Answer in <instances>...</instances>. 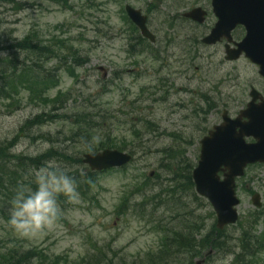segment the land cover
<instances>
[{
    "label": "rangeland",
    "instance_id": "1",
    "mask_svg": "<svg viewBox=\"0 0 264 264\" xmlns=\"http://www.w3.org/2000/svg\"><path fill=\"white\" fill-rule=\"evenodd\" d=\"M90 1L106 5L97 11L87 8ZM165 1L157 11L151 12L150 22L159 45L166 48L161 55V58H167L166 65L162 67L163 61H156L148 55L133 57L128 54L127 37L117 35L128 28L121 13L126 0H61L60 3L53 0H0V56L5 55L3 47L24 39L28 33L36 30L46 39L60 36L73 40L82 56L89 58V63L77 71L80 76L78 82L62 70L61 87L54 90L52 95L59 90L72 92L76 99L72 107L76 110L78 102H85L89 98L92 100L91 106L105 107V112L112 118L116 138L129 141L131 149L136 151L134 164L126 173L102 174L89 195L79 194L78 203L65 202L66 223L57 222L55 227L34 239L21 238L9 226L0 225V247L9 246L11 239L16 237L23 244L38 246L50 255L66 254L73 264L87 257L94 245L103 248L110 244L113 251L118 252L116 261L125 258L131 263L159 248L163 234L160 227L171 229L183 219L193 221L198 215L207 216L209 208L199 209L193 197L185 193L186 198L181 197L180 201L177 199L178 202L172 197L168 198V202H165L166 197L163 201L154 197L159 192L158 185H153L143 195H135L134 201H145L146 207L137 208L121 218L115 214L122 197L131 190L132 182L143 180L145 173L150 175L157 171L161 149L174 145L173 139L163 136V132H184H179V135L192 140L187 147V157L190 162H197L203 131L193 132L188 128L189 115L194 113V123L210 130L221 122L224 109L235 117L245 108L250 101L251 87L264 93V79L260 77L258 67L251 65L247 59L232 64L223 63L221 49L198 46L195 50L193 39L196 38L189 29L182 30L179 23L173 29L164 24L167 18L173 17L176 3L173 0ZM19 2L23 4L22 11L17 8ZM127 2L143 7V10L150 3L140 0ZM217 50H221L220 53H214ZM101 67L109 72L106 80H103V72L99 70ZM202 94L212 96L215 106L209 109V104L201 98ZM200 109L207 110L208 117ZM42 111L41 108L25 105L9 113L0 103V142L11 140L29 118ZM146 121L157 124L160 131L148 134ZM60 129V126L52 125L42 131L55 135ZM135 129L141 131L140 139L136 141L133 140ZM177 143L180 141L175 140ZM51 147L43 141L35 142L22 137L16 153L37 156ZM80 156L83 157V154ZM65 167L84 172V168L77 164L68 163ZM161 173L165 174L162 170ZM238 181L241 199L238 211L245 226V219L258 211L251 202L252 194L247 190L251 189L262 196L264 208V166L249 168L246 177ZM191 211L195 212V219ZM130 214H134L133 217ZM213 223L208 219L204 234L211 232ZM262 229L263 226L257 225L258 232H262ZM241 234L242 227L228 226L227 247L214 254L207 264H231V253L235 251ZM109 255L113 256L112 253ZM254 264H264V248Z\"/></svg>",
    "mask_w": 264,
    "mask_h": 264
},
{
    "label": "trees",
    "instance_id": "2",
    "mask_svg": "<svg viewBox=\"0 0 264 264\" xmlns=\"http://www.w3.org/2000/svg\"><path fill=\"white\" fill-rule=\"evenodd\" d=\"M20 5V4H19ZM136 31V29H134ZM7 50V49H5ZM7 56L0 58V103L8 110H15L22 105L25 99L32 105H42L50 108L48 114H42L34 120H43L45 125L58 122L61 119L62 125L67 128L63 133L64 139H60L63 144H70L74 149H59L52 147L36 158H26L24 154H15L13 149L18 147L19 140H7L0 143V225L7 224L9 202L15 195L18 188L30 185L35 186L34 172L45 167L50 162H55L62 166V171L67 172L77 185V189L86 195L96 183L97 175L86 170V174L80 175L78 172L66 170L68 163L82 164V159L76 157V151H94L101 149L117 148L120 151L127 148L126 143L120 147L111 134H105L103 129L106 118L101 117L99 112L85 110L83 112H67V105L74 100L71 94L59 92L55 98L49 94L60 82V71L65 69L71 77H77V68H81L87 59L81 57L80 51L71 40L61 38H51L44 40L36 33H30L25 39L14 44L13 48H8ZM23 57V58H22ZM57 60L58 65L51 66ZM51 97V98H50ZM105 116V115H103ZM153 128L152 124H148ZM150 132L152 130L149 129ZM137 133V131H136ZM175 136V135H173ZM57 137V136H56ZM59 138V137H58ZM164 175L157 173L155 180L159 192L154 197L168 202V198L180 201L181 197L186 198L187 194L193 197L199 207H210L198 194L195 193V183L193 182V172L195 165L188 160L186 151L179 148H167L163 151ZM9 165L15 170L11 171ZM146 182L142 185L151 186V179L146 176ZM141 189L145 190L147 187ZM35 188V187H34ZM140 190V189H139ZM62 197H58L61 201ZM178 202V201H177ZM130 203L129 197L123 199L119 206V214H124ZM195 219V212H190ZM208 218H214L213 212H208ZM239 222L242 227L240 236V253L232 252L234 259L232 264H252L253 258L264 246V229L261 234L255 232V225L264 226V209L261 212L252 214L250 219ZM206 220L202 215H198L196 220L183 219L176 226L169 228L160 227L163 232L161 245L156 252L149 251L145 257L129 263L125 259L115 258L118 255L113 253V257L108 255L111 249H100L94 246L95 253L83 258L76 264H196L195 259L206 257L210 249L216 253L223 251L227 247L225 231L221 232L212 226L211 232L203 235ZM225 237V238H224ZM7 250L0 248V264H71L68 257L57 256L50 259L44 255L43 251L34 249H22L19 244L7 247ZM211 256L206 258L209 262Z\"/></svg>",
    "mask_w": 264,
    "mask_h": 264
},
{
    "label": "water",
    "instance_id": "3",
    "mask_svg": "<svg viewBox=\"0 0 264 264\" xmlns=\"http://www.w3.org/2000/svg\"><path fill=\"white\" fill-rule=\"evenodd\" d=\"M236 3V0H230ZM221 4V3H220ZM133 21L141 27L144 36L150 38V34L145 25V18L140 12L127 7ZM230 19L223 17L220 24L228 22ZM239 22V21H238ZM232 28V27H231ZM263 47V48H260ZM241 54L243 51L252 62H262L264 54V32L259 34L252 32L240 45ZM258 93L253 92L254 102L249 108L235 120L224 117L222 126L216 127L210 136L202 141V151L198 167L193 171L194 182L198 194L206 196L214 206L218 216V228L224 229L228 224H235L239 215L236 207L239 200L236 198L235 179L243 176L245 168L250 163H264V104L255 105ZM248 121L243 122L242 119ZM253 137L256 143H246L245 138ZM132 160L128 154L116 151H104L99 155L88 154L84 160L93 170L111 169V167H122ZM220 173L224 174L221 181ZM253 203L259 208L260 196L255 195ZM203 264V262H197Z\"/></svg>",
    "mask_w": 264,
    "mask_h": 264
},
{
    "label": "clouds",
    "instance_id": "4",
    "mask_svg": "<svg viewBox=\"0 0 264 264\" xmlns=\"http://www.w3.org/2000/svg\"><path fill=\"white\" fill-rule=\"evenodd\" d=\"M35 188L20 187L9 202L7 224L21 238L34 239L55 227L62 215L58 197L79 202L75 180L55 162L34 173Z\"/></svg>",
    "mask_w": 264,
    "mask_h": 264
},
{
    "label": "flooded vegetation",
    "instance_id": "5",
    "mask_svg": "<svg viewBox=\"0 0 264 264\" xmlns=\"http://www.w3.org/2000/svg\"><path fill=\"white\" fill-rule=\"evenodd\" d=\"M189 0H184L182 2V4H185V7H179V8H184L181 9L180 12H175L174 13V17H179L180 15H183L184 10L187 9V11H191L194 10L195 8H201V12L203 14V23L201 22H194L191 21L189 19H186L185 21H182V23H190L191 24V28H192V32L193 34L200 38L201 42L203 39L207 38L212 30L215 28L216 24H217V10L218 8L214 7V0H191V2L189 4H186ZM154 9H156L154 7ZM153 9V10H154ZM239 9H241V12L243 14L245 13H253V11L257 10L258 12L264 11V0H259L257 3H242L239 6ZM173 17V18H174ZM246 33V25H240L238 26L235 30H234V35H237L239 37H244ZM242 37V39H243ZM220 44L224 45L226 47L225 41L220 42ZM219 44V45H220Z\"/></svg>",
    "mask_w": 264,
    "mask_h": 264
},
{
    "label": "bare ground",
    "instance_id": "6",
    "mask_svg": "<svg viewBox=\"0 0 264 264\" xmlns=\"http://www.w3.org/2000/svg\"><path fill=\"white\" fill-rule=\"evenodd\" d=\"M18 43V41H14L13 43L9 44V45H6L4 48L7 49L6 51H10L8 50V48H13L14 47V44ZM53 66V65H51ZM78 105L80 108H85L87 107L89 104H87V101H83V102H78ZM43 111L40 112V114L36 115L35 117H32L31 119H29V121H27L26 123H24L18 130V133L17 135H15L11 140H15L17 138V140H21L22 137H25L27 140H32V141H35V142H45V143H48L50 144L52 147H56V148H59V149H63L61 147V143H59L60 141V137L59 136H54L50 133V132H43L42 130L45 128V123L43 120H34L35 118L39 117L40 115L42 114H48L49 111L47 109H44V108H41ZM99 107L98 106H95V109H94V114H97V112L99 111ZM58 122H55V123H62L60 121H62L61 119H58ZM59 137V138H58ZM51 147V148H52ZM43 153V152H42ZM41 155V154H39ZM39 155L37 156H33V155H25L24 156L26 158H36L38 157ZM11 171L15 170V168L12 166V165H9V167ZM35 173V172H34ZM33 173V174H34ZM35 187V186H34ZM34 187L32 188L30 185H27L25 188L28 190V189H34Z\"/></svg>",
    "mask_w": 264,
    "mask_h": 264
}]
</instances>
